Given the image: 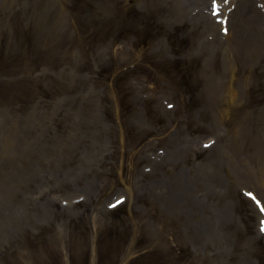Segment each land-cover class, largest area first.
Here are the masks:
<instances>
[{
	"label": "rangeland",
	"instance_id": "374dc122",
	"mask_svg": "<svg viewBox=\"0 0 264 264\" xmlns=\"http://www.w3.org/2000/svg\"><path fill=\"white\" fill-rule=\"evenodd\" d=\"M195 2L205 3L208 15L210 0H0V47L5 41L21 46L24 32L15 31L28 30L38 58L33 76L44 87L41 93L50 88L31 104L0 109V264L28 263L32 257L45 264L23 235H32L31 247L43 253L45 243L57 245L56 236L67 238L81 219H104L101 200L108 192L128 191L117 151L120 145L126 153L131 142L115 134V122H121L118 97L111 79L105 84L97 74L114 69L115 76L131 68L123 75L129 79L127 127L137 139L152 136L159 143L135 150L145 173L135 172L134 207L144 223L138 229L125 211L122 218L109 215L107 221L150 241L173 258L170 263L182 251L188 264H264V236L250 215L258 213L236 192L233 178L241 167L264 176L263 24L226 38L218 28L204 36L194 16ZM64 5L80 14L78 23H70L82 29L81 39L73 37ZM127 6L145 22L152 19L146 51L135 48L132 36H117L115 15L120 20L118 13ZM180 28L189 41L181 58L201 63L199 103L192 110L177 105L173 73L159 74L165 67L173 72L165 34ZM229 96L231 106L224 102ZM207 139L220 141L219 147L204 149L201 142ZM235 160L242 165L235 166ZM209 182L217 189L210 185L207 190ZM153 184L162 187L154 195L146 188ZM88 186H97L94 195L84 193ZM259 188L264 196V186ZM75 193L85 195L82 207L58 206V195ZM45 228L52 229L39 236Z\"/></svg>",
	"mask_w": 264,
	"mask_h": 264
},
{
	"label": "bare ground",
	"instance_id": "6f19581e",
	"mask_svg": "<svg viewBox=\"0 0 264 264\" xmlns=\"http://www.w3.org/2000/svg\"><path fill=\"white\" fill-rule=\"evenodd\" d=\"M242 21L248 22V21H250V19L246 17V14L243 13V11H240L238 14L235 15L232 23H234V26H237V24L241 23Z\"/></svg>",
	"mask_w": 264,
	"mask_h": 264
},
{
	"label": "snow or ice",
	"instance_id": "6c2138e0",
	"mask_svg": "<svg viewBox=\"0 0 264 264\" xmlns=\"http://www.w3.org/2000/svg\"><path fill=\"white\" fill-rule=\"evenodd\" d=\"M261 230L264 231V228H262Z\"/></svg>",
	"mask_w": 264,
	"mask_h": 264
}]
</instances>
